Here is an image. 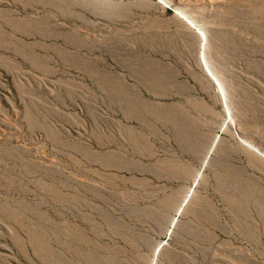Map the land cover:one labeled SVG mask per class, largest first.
Returning a JSON list of instances; mask_svg holds the SVG:
<instances>
[{
    "label": "rangeland",
    "instance_id": "obj_1",
    "mask_svg": "<svg viewBox=\"0 0 264 264\" xmlns=\"http://www.w3.org/2000/svg\"><path fill=\"white\" fill-rule=\"evenodd\" d=\"M0 264H264V0H0Z\"/></svg>",
    "mask_w": 264,
    "mask_h": 264
},
{
    "label": "bare ground",
    "instance_id": "obj_2",
    "mask_svg": "<svg viewBox=\"0 0 264 264\" xmlns=\"http://www.w3.org/2000/svg\"><path fill=\"white\" fill-rule=\"evenodd\" d=\"M243 140H244L246 143L250 144V146L252 145V143H251L250 141H248L247 139H244V138H243Z\"/></svg>",
    "mask_w": 264,
    "mask_h": 264
}]
</instances>
